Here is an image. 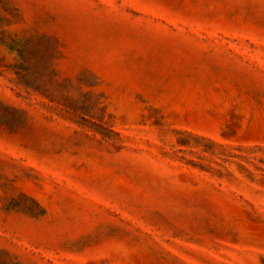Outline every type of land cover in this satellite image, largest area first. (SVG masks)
I'll use <instances>...</instances> for the list:
<instances>
[{
	"label": "rangeland",
	"instance_id": "rangeland-1",
	"mask_svg": "<svg viewBox=\"0 0 264 264\" xmlns=\"http://www.w3.org/2000/svg\"><path fill=\"white\" fill-rule=\"evenodd\" d=\"M0 264H264V0H0Z\"/></svg>",
	"mask_w": 264,
	"mask_h": 264
}]
</instances>
